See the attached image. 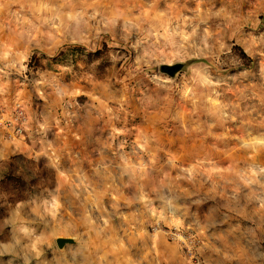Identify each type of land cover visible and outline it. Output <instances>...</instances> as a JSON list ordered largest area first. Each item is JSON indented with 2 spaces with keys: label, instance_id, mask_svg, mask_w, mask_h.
Here are the masks:
<instances>
[{
  "label": "rangeland",
  "instance_id": "1",
  "mask_svg": "<svg viewBox=\"0 0 264 264\" xmlns=\"http://www.w3.org/2000/svg\"><path fill=\"white\" fill-rule=\"evenodd\" d=\"M0 118V264H264V0H0Z\"/></svg>",
  "mask_w": 264,
  "mask_h": 264
},
{
  "label": "built area",
  "instance_id": "2",
  "mask_svg": "<svg viewBox=\"0 0 264 264\" xmlns=\"http://www.w3.org/2000/svg\"><path fill=\"white\" fill-rule=\"evenodd\" d=\"M12 120H13V123H16V125H14L15 130L18 131L19 133H21L24 129V124L26 121V117L24 115L23 110L20 109L19 107H17L16 115H15L14 119H12ZM8 123L11 124L10 121L5 120L4 118H0V125L1 126L6 125Z\"/></svg>",
  "mask_w": 264,
  "mask_h": 264
},
{
  "label": "trees",
  "instance_id": "3",
  "mask_svg": "<svg viewBox=\"0 0 264 264\" xmlns=\"http://www.w3.org/2000/svg\"><path fill=\"white\" fill-rule=\"evenodd\" d=\"M242 54L245 56V58H247V55H246L245 52L242 51ZM31 164L34 165L35 163H34V162H31ZM13 166H14V165H13ZM49 172H50V174H51V182H52V183L49 184L48 187L52 188V187H54V184H55V172L52 171V170H50ZM38 176H39V175H38ZM39 177H40V176H39ZM19 180H20L21 183H23L25 186L27 185L26 181H25L22 177H20ZM25 186H24L23 188H21V191L26 190V189H25Z\"/></svg>",
  "mask_w": 264,
  "mask_h": 264
},
{
  "label": "water",
  "instance_id": "4",
  "mask_svg": "<svg viewBox=\"0 0 264 264\" xmlns=\"http://www.w3.org/2000/svg\"><path fill=\"white\" fill-rule=\"evenodd\" d=\"M74 241L72 239L69 238H59L56 240V244L58 246V248L62 249L65 245L67 244H73Z\"/></svg>",
  "mask_w": 264,
  "mask_h": 264
},
{
  "label": "crops",
  "instance_id": "5",
  "mask_svg": "<svg viewBox=\"0 0 264 264\" xmlns=\"http://www.w3.org/2000/svg\"><path fill=\"white\" fill-rule=\"evenodd\" d=\"M17 144L20 146V151H24L29 147V144L27 142H24L22 139H17Z\"/></svg>",
  "mask_w": 264,
  "mask_h": 264
}]
</instances>
